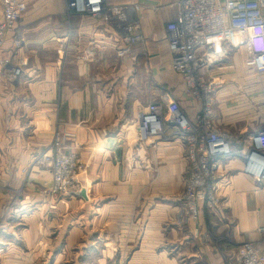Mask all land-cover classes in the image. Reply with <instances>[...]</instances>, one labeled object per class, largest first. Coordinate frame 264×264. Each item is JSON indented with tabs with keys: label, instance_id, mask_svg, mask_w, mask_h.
Masks as SVG:
<instances>
[{
	"label": "crops",
	"instance_id": "crops-1",
	"mask_svg": "<svg viewBox=\"0 0 264 264\" xmlns=\"http://www.w3.org/2000/svg\"><path fill=\"white\" fill-rule=\"evenodd\" d=\"M106 1L128 2L140 24L141 40L125 56L120 30L104 16L70 12L68 0L31 7L27 0L0 49V210L12 204L3 183L16 189L26 180L48 182L47 172L23 179L20 170L57 132L71 137L67 146L85 169L76 178L85 196L60 199L50 215L37 194L13 202L0 225V264H118L122 258L109 252L112 237L128 250L126 264H225L246 242L264 250V178L250 172L245 158L221 163L220 203L201 202L199 221L185 222L177 201L189 168L185 144L165 133L137 136L138 114L150 104H162L165 114L175 100L191 120L203 111L171 65L166 25L178 17V0ZM14 53L28 65L8 81L2 67ZM248 57L241 46L201 71L222 82L214 124L245 142L264 128V73L249 68ZM16 211L27 217L22 230L9 225L19 221L9 220ZM206 232L212 241L203 244ZM174 245L176 254L168 248Z\"/></svg>",
	"mask_w": 264,
	"mask_h": 264
},
{
	"label": "built area",
	"instance_id": "built-area-1",
	"mask_svg": "<svg viewBox=\"0 0 264 264\" xmlns=\"http://www.w3.org/2000/svg\"><path fill=\"white\" fill-rule=\"evenodd\" d=\"M2 4L0 46L17 29L28 9L27 0H2ZM176 4L178 17L166 25L171 65L183 76L187 90L202 100L203 111L191 120L175 100L168 104L165 114L162 104H150L148 110L138 114L137 136L146 140L161 134L163 128L176 131V137L187 148L189 162L184 207L192 216H198L200 203L212 202L217 192L224 160L241 156L247 160L250 172L264 178V128L255 131L246 142L217 128L213 122V103L222 82L201 74L204 67L241 46L249 50L248 67L264 73V0H178ZM130 7L128 2L68 0L70 12L104 16L122 32L118 43L121 56L130 53L141 40L140 24L130 17ZM133 8L138 9V5ZM15 43L18 46L22 43V36L17 32ZM19 70H14L15 77ZM60 151L54 164V192L67 190L74 179L71 174L74 160ZM229 264H264V250L253 242H246Z\"/></svg>",
	"mask_w": 264,
	"mask_h": 264
},
{
	"label": "rangeland",
	"instance_id": "rangeland-1",
	"mask_svg": "<svg viewBox=\"0 0 264 264\" xmlns=\"http://www.w3.org/2000/svg\"><path fill=\"white\" fill-rule=\"evenodd\" d=\"M34 2H32L30 4V7L33 3H37L36 1H41V0H33ZM44 1V0H43ZM43 1H41L40 3H42ZM39 22V21H38ZM22 42H23V37H22ZM22 44V43H21ZM139 44V43H138ZM137 46V44H136ZM135 46V47H136ZM2 45L0 46L1 49ZM16 56V53H14ZM4 65L2 67V74H4L5 78L9 81L14 80L16 77L14 75V70H16L17 68H19L21 70V68L24 66L28 65V61H26V58H20V56L17 54L15 60H12L10 58V60H4ZM30 62V61H29ZM15 67V68H14ZM19 70V71H20ZM21 72V71H20ZM20 72H16L17 76L20 74ZM6 74V75H5ZM17 79V78H16ZM15 79V80H16ZM168 134L171 137H176V131L172 130L171 128H163L162 129V134ZM71 137L68 135H64V134H60L59 132L56 133V135L54 136L53 140L47 145L45 146L39 153L35 154L33 157V160L30 164L29 167L27 168H22L20 170V175L26 179L29 178L31 173L34 172H47V174L49 175V180L48 182H44L43 185L37 184L34 185L32 183L27 182V180L25 181L24 184H22L19 188L16 189H11L12 187L10 185H7L5 183H3L4 185L2 186V190H6L9 194V197L13 202L20 200L24 197L28 198L29 193L31 194H37V196H39L41 198V203L43 205L46 206V213L47 215L51 214L52 209L56 206V202H58L60 199L62 198H78V197H84V193L82 190V185L80 183H78L76 181L77 176L84 171V164L81 161L80 157L78 156V154H76L75 152H72L68 146H67V142L68 140H70ZM59 149L61 150L60 152L70 156L74 161H73V165L75 166H71V174L74 175V179H73V184L67 189V190H60V191H53V186H54V164L58 162V152ZM52 161V164H50V162ZM31 188V189H30ZM32 191V192H29ZM185 193V188L184 190L181 192V194L178 196V206L180 208V215L182 220H184L185 222H198L200 219V212L198 216H192L191 214H189L187 212V210L184 207V200H183V195ZM220 203V199L218 196V189L217 192L214 194L213 198H212V203L211 204H219ZM12 204H10V206H8L5 211H1L0 210V225L4 224V220L3 218L5 216L9 215V211H12ZM200 207V205H199ZM23 211L25 212L24 214H26L27 212V208H24ZM19 212L16 211V215L15 217L12 215L10 216L9 220H16L17 218H19V221L15 222V223H11L9 224L11 227L13 226V228H19V229H23L24 227H26V223H27V217H23V213L18 214ZM14 214V213H13ZM18 214V215H17ZM21 229V230H22ZM20 230V231H21ZM42 237L44 236V234H40ZM98 235H101V233ZM107 235V234H106ZM8 236V235H7ZM100 238H102L101 236H99ZM3 239L7 240V243L5 244H9L10 242H8L9 237L4 236ZM109 241L111 242V247H110V251L112 254V258L113 260H115L117 258V256H120L122 258V262L118 263V264H126L127 262V258H128V250H122L119 246V244H117V242L114 240V238L112 237V240L109 239ZM201 241L203 244H208L211 243L212 241V235L209 232L204 233L203 235H201ZM86 243V242H85ZM38 244H43V245H47L49 246V244H45L43 241L42 243L39 241ZM84 244V242L82 243ZM241 247V245H240ZM239 247V249H240ZM165 248V247H164ZM169 249L173 250V253L176 254V245L174 246H169ZM238 249V251H239ZM107 250H109V248H107ZM75 251V250H74ZM231 255V254H230ZM230 255H228L226 257V262L225 264H229L230 260L233 259L235 257V255L233 257H231ZM64 262H69L67 261V259L64 260Z\"/></svg>",
	"mask_w": 264,
	"mask_h": 264
}]
</instances>
